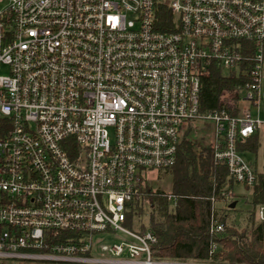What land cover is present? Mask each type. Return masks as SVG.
Segmentation results:
<instances>
[{
	"label": "built area",
	"instance_id": "obj_1",
	"mask_svg": "<svg viewBox=\"0 0 264 264\" xmlns=\"http://www.w3.org/2000/svg\"><path fill=\"white\" fill-rule=\"evenodd\" d=\"M263 49L264 0H8L0 264H264L162 256L152 228L134 224L137 215L127 224L133 199L147 214L154 207L142 198L143 173L172 167L197 122L212 124L213 161L254 183L237 145L264 123L246 105L260 100ZM243 64L251 80L233 93L235 114L201 111V78ZM215 210L211 234L224 229ZM254 213L264 220V204Z\"/></svg>",
	"mask_w": 264,
	"mask_h": 264
},
{
	"label": "trees",
	"instance_id": "obj_2",
	"mask_svg": "<svg viewBox=\"0 0 264 264\" xmlns=\"http://www.w3.org/2000/svg\"><path fill=\"white\" fill-rule=\"evenodd\" d=\"M245 69L243 64L239 70L224 74L221 67L213 65L200 81V110L209 112L225 107L235 114L237 95L233 93H238L251 80ZM237 146L241 153L250 152L257 149L258 142L248 136ZM169 169L174 174L171 192L154 191L148 185L141 191L142 198H148L154 207L147 214V224L141 223L139 227L153 229L159 255L216 263H264V220L256 221L254 213L257 204H264V168L261 171L254 168V183L243 185L251 193L248 202L251 206L240 219L236 217V204L230 206L235 197L229 202L223 200L227 190H234L235 182L224 163L213 161L208 145L184 140L176 163ZM167 194L174 197L168 199ZM212 205L218 220L224 224L217 234L209 231ZM129 207L127 224L132 226V216L142 215L143 204L133 199Z\"/></svg>",
	"mask_w": 264,
	"mask_h": 264
},
{
	"label": "rangeland",
	"instance_id": "obj_3",
	"mask_svg": "<svg viewBox=\"0 0 264 264\" xmlns=\"http://www.w3.org/2000/svg\"><path fill=\"white\" fill-rule=\"evenodd\" d=\"M8 3V0L0 1V10ZM264 52V49H263ZM226 73L225 71L223 72ZM262 92L260 102L257 104L251 105L249 107L250 117L253 119H260L264 122V80L262 84ZM242 106V104H240ZM212 124L210 121L197 122L193 127L189 128V138L192 141H199L201 144L208 145L209 137L211 136ZM258 142L259 146L255 152L242 153L241 155L244 159L251 163L255 164L257 169L260 170L264 166V124L258 129ZM143 182L152 188L154 191H162L169 193L173 189L174 174L170 169H151L146 170L143 173ZM234 193L237 195L234 200H236V217L240 219L245 210H247L251 205L248 203L251 200V193L249 190H246L243 184L235 183L234 184ZM241 195V197H240ZM243 195V196H242ZM247 200V202H245ZM149 208L146 205H143V213L141 216H134L133 223L137 224L139 222L147 224V212ZM256 219V218H255ZM257 221V219H256ZM109 242L117 241L115 238L108 239Z\"/></svg>",
	"mask_w": 264,
	"mask_h": 264
},
{
	"label": "crops",
	"instance_id": "obj_4",
	"mask_svg": "<svg viewBox=\"0 0 264 264\" xmlns=\"http://www.w3.org/2000/svg\"><path fill=\"white\" fill-rule=\"evenodd\" d=\"M262 90H263V88H261V92H262ZM260 99H261V94H260ZM259 102H260V100H259ZM247 105V107L249 108L251 105H249V104H246ZM264 124V123H263ZM262 126V125H261ZM260 127H258V128H256L255 130H254V132L250 135V136H253L254 138H256L257 139V142H258V134H257V132H258V129H259ZM258 146H259V142H258ZM258 148V147H257ZM257 150V149H256ZM255 150V151H256ZM255 151H250V152H255ZM240 152V151H239ZM241 153V152H240ZM243 153H248V152H243ZM242 154V153H241ZM249 163V162H248ZM250 164V166L254 169V168H256L257 169V167H256V165L255 164H251V163H249ZM263 168H264V166H263ZM262 168V169H263ZM262 169H260V170H258V171H261ZM236 183V182H235ZM232 190V189H231ZM233 191V193H234V190H232ZM243 196V195H242ZM236 198V194L234 193V196H233V198ZM240 197H241V195H240Z\"/></svg>",
	"mask_w": 264,
	"mask_h": 264
},
{
	"label": "water",
	"instance_id": "obj_5",
	"mask_svg": "<svg viewBox=\"0 0 264 264\" xmlns=\"http://www.w3.org/2000/svg\"><path fill=\"white\" fill-rule=\"evenodd\" d=\"M235 204H236V202L233 201L230 206L233 207Z\"/></svg>",
	"mask_w": 264,
	"mask_h": 264
}]
</instances>
